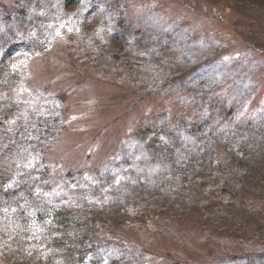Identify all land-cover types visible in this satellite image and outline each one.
Segmentation results:
<instances>
[{"label":"rangeland","instance_id":"rangeland-1","mask_svg":"<svg viewBox=\"0 0 264 264\" xmlns=\"http://www.w3.org/2000/svg\"><path fill=\"white\" fill-rule=\"evenodd\" d=\"M30 1L0 26V243L70 264L103 233L57 226L70 204L126 225L74 264H264V0ZM229 142L254 176L186 181Z\"/></svg>","mask_w":264,"mask_h":264},{"label":"trees","instance_id":"trees-1","mask_svg":"<svg viewBox=\"0 0 264 264\" xmlns=\"http://www.w3.org/2000/svg\"><path fill=\"white\" fill-rule=\"evenodd\" d=\"M28 0H0V26L4 25L5 22H14L15 16L18 17L17 21L21 18L30 15V2ZM72 4L75 3V0H67ZM112 3H108L109 5L116 7L121 6V1L123 0H112ZM80 2V1H79ZM79 2L75 4H79ZM74 4V5H75ZM108 6V5H107ZM135 6V4H134ZM38 12L34 13L36 17ZM8 33V32H6ZM4 33V35L6 34ZM233 111L228 112V114H232ZM0 115L4 116L5 111L0 110ZM1 119V118H0ZM2 120L3 117H2ZM246 131H252V133L256 130H259L261 125L253 123H247ZM216 128V127H215ZM245 128L244 123L243 127L241 126L239 131ZM219 129V128H218ZM264 127H262L260 131H263ZM255 136L257 134L255 133ZM230 142L225 144L222 148V155H218L216 158H221L219 162H217V166L214 164L212 159L213 150L211 152H207V150L199 156L197 159L189 160L188 163L185 164L183 169L185 173V179L188 183H200L202 180L209 182V179H214L213 175H218L223 179L224 185H228L233 182V178L236 179L238 176L237 173L243 174V176H254L257 170L253 165V160L246 159L243 156H240L236 151L228 148L230 146ZM216 151V150H215ZM0 168V183L3 184L2 179L5 176V170L2 171ZM219 171V173L217 172ZM240 176V175H239ZM205 186H210V184H205ZM0 185V201L5 202L4 199H11L10 196L13 195L14 191L10 190L5 191L4 188H1ZM27 191V188L25 187ZM251 199L254 198V195H251ZM262 198H260L261 201ZM246 207V206H245ZM1 209V206H0ZM102 210V209H100ZM97 210L95 207H88L82 210V207H77L68 204L65 209L60 213L54 215V220L57 226L63 227L64 230L69 231L71 228H76L83 225V222L89 223L93 226L96 224L102 225V235L95 237L93 240H88L86 237L80 236L79 238L70 239V241L66 240V243H63L66 247L63 249L67 253V260L70 264H74L76 260L82 261L86 254L88 253V248L92 245H97L102 243L105 239L108 241H112V238L108 235V232L111 229H120L123 228L125 223H118L115 219L109 218L107 220L106 215L103 211ZM248 211L243 210V207L235 206V203L230 202L224 205V210H222V214H226L228 218L231 220L242 219L243 223L245 221L248 223L252 220V217L248 215ZM56 216V218H55ZM89 221V222H88ZM126 226V225H125ZM4 239V238H3ZM2 239V242L4 240ZM121 245H124L120 242ZM23 247L18 249L16 252H11L8 248L4 247L3 243H0V264H38L37 262H33V260H27L26 257H23L22 254ZM214 256V255H213ZM210 256V257H213ZM215 258V257H214ZM209 259V257L207 258Z\"/></svg>","mask_w":264,"mask_h":264}]
</instances>
